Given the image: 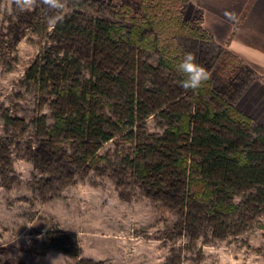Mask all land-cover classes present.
<instances>
[{"label":"trees","instance_id":"trees-1","mask_svg":"<svg viewBox=\"0 0 264 264\" xmlns=\"http://www.w3.org/2000/svg\"><path fill=\"white\" fill-rule=\"evenodd\" d=\"M48 14L42 4L23 13L13 5L1 32L8 50L27 29L48 38L22 85L37 89L38 107L49 105L54 123L38 114L28 134L25 118L5 111L0 173L13 170L15 151L41 174L34 188L43 202L78 178L108 173L122 193L131 186L172 210L176 230L192 242L248 230L264 209V123L235 102L256 72L228 53L232 76L215 84L212 72L226 59L203 27L202 8L191 0H68L54 29ZM188 52L210 77L186 91L178 65ZM150 117L163 134L147 128ZM111 141L116 148L103 151ZM44 236L41 252L112 264L81 257L73 231L52 227Z\"/></svg>","mask_w":264,"mask_h":264},{"label":"rangeland","instance_id":"rangeland-1","mask_svg":"<svg viewBox=\"0 0 264 264\" xmlns=\"http://www.w3.org/2000/svg\"><path fill=\"white\" fill-rule=\"evenodd\" d=\"M12 7L11 0H0V135L6 134L5 111L24 117L28 134L38 114H46L48 123H54L50 106L38 107L37 89L22 85L25 71L47 46L48 38L27 29L14 49H6L1 32L7 31ZM217 46L222 52L219 59H226L212 72L220 85L232 76L227 59L234 58L228 53L240 58L227 47ZM255 72L235 105L264 121V75ZM147 128L157 134L165 130L158 117H150ZM108 148L114 150L115 142L107 143L103 151ZM12 157L13 170L0 173V264H78L79 258L61 251L41 252L44 231L52 227L77 233L81 257L106 263L264 264V209L245 232L192 242L176 230L178 217L172 210L131 186L122 193L108 173L78 178L43 202L34 188L41 174L22 153L14 151Z\"/></svg>","mask_w":264,"mask_h":264},{"label":"crops","instance_id":"crops-1","mask_svg":"<svg viewBox=\"0 0 264 264\" xmlns=\"http://www.w3.org/2000/svg\"><path fill=\"white\" fill-rule=\"evenodd\" d=\"M204 13L203 27L217 45L227 47L264 75V0H191ZM260 122L262 119L251 113Z\"/></svg>","mask_w":264,"mask_h":264},{"label":"clouds","instance_id":"clouds-1","mask_svg":"<svg viewBox=\"0 0 264 264\" xmlns=\"http://www.w3.org/2000/svg\"><path fill=\"white\" fill-rule=\"evenodd\" d=\"M11 3L21 13L31 11L39 4L44 5L49 13L45 17L46 23L50 29H54L65 18L68 0H11ZM178 69L186 77L181 82V87L186 91L200 88L210 77L206 68L196 62V57L191 52L184 54Z\"/></svg>","mask_w":264,"mask_h":264}]
</instances>
